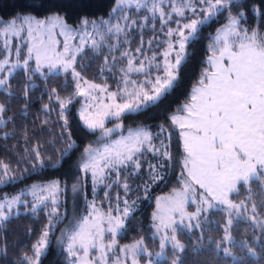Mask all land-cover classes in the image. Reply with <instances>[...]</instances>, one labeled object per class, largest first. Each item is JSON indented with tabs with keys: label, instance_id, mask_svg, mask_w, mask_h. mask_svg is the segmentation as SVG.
I'll return each mask as SVG.
<instances>
[{
	"label": "snow or ice",
	"instance_id": "obj_1",
	"mask_svg": "<svg viewBox=\"0 0 264 264\" xmlns=\"http://www.w3.org/2000/svg\"><path fill=\"white\" fill-rule=\"evenodd\" d=\"M46 3L48 0H14L13 7L18 11L0 31L4 37L0 48V125L10 121L15 126L14 117L7 114L16 69L24 71L26 106L29 92L36 87L34 76L47 81L50 75L63 73L67 81L63 91L72 90L64 96L60 88H51L47 92L49 102L41 109L49 116L55 111L54 104L58 105L62 124L53 122L51 139L35 146L30 144L35 133L21 126L24 150L13 151L20 156L17 165H31L33 173L46 167L42 148L60 143L66 145L62 157L71 159L77 150L79 156L71 182H34L27 192L0 195V221H7L14 212L19 215L20 208L33 214L42 205L50 209L31 249L22 250L24 254L9 264H43L46 250L54 252L51 238L57 222L66 217V212L59 214V209L61 196L68 191L83 194L85 207L83 214L69 218L56 237L64 264H154V260L167 264L168 252L170 264H182L186 244L178 231L182 228L188 233H203L206 221L214 223L208 221L213 211L227 217L215 241L217 255L237 264L231 229L234 219H243L251 222L255 239L240 242L244 250L240 264H248V257H258L256 264H264V201L253 203L249 209L245 200L233 196L253 181L264 188V0H114L116 7L108 12L107 19L82 16L76 23L61 13V6L51 3L46 7ZM125 5L134 11L126 10ZM118 10L120 16L113 23V13ZM221 16L223 23L209 38L200 76L185 102L166 118L169 123L158 125L157 135L148 125L129 127L126 135L121 131L122 122L106 126V120L122 121L126 115L156 107L170 95L178 86L188 48L203 26H210ZM149 25L152 34L145 48L144 30ZM137 29L140 44L131 51L127 45ZM97 56L104 57L101 74L105 69L115 73L119 64L116 90H110L107 81L97 83L85 78L86 65L81 61ZM77 97L81 98L78 115L83 126L90 133H99L95 141L82 148L67 116L69 105ZM48 122L47 118L43 121ZM173 128L179 129L181 172L172 193L156 199L151 228L159 237V251L154 257L146 237L120 245L118 235L136 211V201L128 199L133 191L129 178L141 171L145 154L152 153L156 162L149 164L148 179L136 191L148 196L150 185L164 179V162L171 161L172 153L163 140L161 146L154 141L164 133L170 139ZM117 132L121 134L113 138ZM10 135L5 132L4 138ZM57 165L63 167V161H57ZM89 177L93 193L98 185H104L107 207L87 199ZM24 178L13 173L10 161L0 159V185ZM117 187L123 189V196L117 191L112 197L111 191ZM26 195L32 200L22 199ZM199 238L203 239L202 235ZM7 248V240H0V253L5 259Z\"/></svg>",
	"mask_w": 264,
	"mask_h": 264
},
{
	"label": "trees",
	"instance_id": "obj_2",
	"mask_svg": "<svg viewBox=\"0 0 264 264\" xmlns=\"http://www.w3.org/2000/svg\"><path fill=\"white\" fill-rule=\"evenodd\" d=\"M51 3L61 6V13L67 15L69 22L76 23L78 18L82 16H87L90 19L108 17L107 14L112 9L114 0H48L46 7L50 6ZM13 4L14 0H0V19L6 20L16 14L18 9L14 8ZM131 11H134V9ZM219 23H223L222 16L217 22H212L210 26L205 25L202 27L195 41L188 48V59L180 70L178 86L170 95L166 96L164 100L154 108L139 114L126 115L122 118V121L110 120L106 123V126L110 127L112 123L118 122H122L124 129L137 125H148L150 129L153 130V134L157 135L158 125L161 122L169 123L166 118L178 106L185 102L191 90V86L200 76L202 68L204 67V61L208 55L206 49L209 38L214 34ZM136 33L138 32L135 31L131 44L128 45L131 51L139 44L140 36ZM144 34L145 37H147L150 32L148 33L145 29ZM109 61H111V58H109ZM81 63L86 65V79L94 80L98 83L104 80L107 81L108 85L112 84L111 86H117L118 69H116L115 73L108 69H105L103 74L100 73V66L104 64L103 56L93 57L90 61L85 59L81 61ZM32 83H34L36 87L32 88L29 92V104L26 106L24 103V71H17L11 78L13 95L9 97V104L11 107L7 115L14 117L15 126H13L10 121L6 122L5 125H0V159L10 161L13 173L16 176H24L25 178L15 183H10L7 186L0 185V195L14 194L34 182L49 181L51 179H59L63 185L66 181L71 182L75 172L74 163L79 156V150L72 153L71 159H65L60 153L65 150L66 145H61L60 143H57L53 147L41 149L46 153L44 158L46 167L36 173L32 172L31 165L25 166L21 164L18 166L16 163V161L20 159V156L17 155L13 149H20V151L24 150L25 137L23 131H21V126H26L30 132L35 133V136L30 140L32 146H35L37 142L43 145L51 139L50 129L52 123L59 121L58 105L54 104L55 111H52L49 116L41 112L44 104L49 102L47 92L50 91L51 88L56 87L61 89V95L66 96L72 90L68 89L67 92L63 91V88L67 86V81H65L63 74H60L58 77L50 75L47 81H44L39 75H36ZM4 95L7 96L8 93H4ZM0 102H2V100H0ZM77 107L78 99H76L73 104L69 105L67 116L70 120L74 137L82 148L88 142L95 141L99 133H90L83 126L77 115ZM46 118L49 122L44 124L43 121H45ZM59 123L62 124V121H59ZM5 132L12 133V135L4 138ZM56 132L59 133V127L56 128ZM161 140L169 145L172 159L171 161L166 160L164 162V179L151 184L150 194L138 199L134 218L128 221L127 228L122 230L118 235V242L120 244L130 243L136 238L144 236L147 238V246L150 250L155 251L159 247L157 239L151 236V216L155 207L154 199L158 195L171 192L173 188L178 186L179 182L177 177L181 172L182 160L180 137L176 130H172L170 139L167 133H165V135L154 142H161ZM49 156H51V159H49ZM57 161H63V167H59ZM53 165H57V167L54 169ZM140 181H142V177L138 175L129 178L130 185L139 184ZM117 191L122 193V190L117 187L111 191V196L115 197L116 194L114 193H117ZM70 192L71 191H68L63 195L66 217L57 222V227L51 238V248L54 249V252L46 250V254L43 257V264H64V255L57 245L56 237L60 234V230L65 228V225L68 224L69 218H71L73 214L79 215L84 212V197L82 199L80 195L75 201V198L73 199ZM104 194L105 191L100 194L99 197L95 198L97 199L96 201L101 202L102 205L108 203ZM92 195L91 185L88 181L86 189L87 199H90ZM135 195L136 192L133 190L128 197L130 198V196ZM233 196L237 200H245L246 206L250 209L253 203L259 204L261 201H264V188L261 187L259 181H253L248 186H241L239 193L233 194ZM73 200L75 208L71 210V201ZM47 212L48 211L44 208H40L35 214L20 212L19 215L15 214L9 217L7 221L0 222V240H7L8 244L6 259L3 254L0 253V264H9L17 255L24 254L22 250L31 249L32 244L40 235L41 229L47 222ZM225 218V213L213 211L208 217V221H213L214 223L206 221L203 233H188L183 229L178 231L179 238L186 244V249L182 254V264H232L231 258H225L222 255L218 256L215 249V241L222 232L220 226L224 224ZM262 219H264V217H262ZM231 234L236 241V245L232 249L233 255L237 258V264H240L244 252L239 246L240 242L244 241L246 238L255 239L252 235L251 222L243 219H234ZM201 235L203 239L199 238ZM257 259L258 257H248V264H256ZM170 261L171 253L168 252L167 264H170ZM154 264H165V261L156 260Z\"/></svg>",
	"mask_w": 264,
	"mask_h": 264
},
{
	"label": "rangeland",
	"instance_id": "obj_3",
	"mask_svg": "<svg viewBox=\"0 0 264 264\" xmlns=\"http://www.w3.org/2000/svg\"><path fill=\"white\" fill-rule=\"evenodd\" d=\"M114 7H116L115 3H114V5H113L112 8H114ZM125 9L128 10V11H131V10H132V9H127V6H126V5H125ZM119 16H120V12H119V10H118L117 12L113 13V20H112V22L115 23V22H116V19H115V18H118ZM100 18L107 19L108 17H98L97 19H100ZM9 20H10V18H9V19H6V20H2V19H0V31L3 30V26H4L6 23H8ZM155 27H156V29L158 30V29H159V24H156ZM146 30H147L148 33L150 32V34H149V36H147V37H145V34H146V33L144 34V47H145V48L148 47V45H147V40L151 37V34H152V26L149 25V27L146 28ZM136 31L139 32L138 29H137ZM134 33H135V32H134ZM10 38H11V37H10ZM60 39L63 40V37H60ZM3 41H4V37H3V36H0V48L3 47ZM139 44H140V38H139ZM139 44H138V45H139ZM127 47H128V45H127ZM136 47H137V46H136ZM136 47H134L133 51L135 50ZM154 47H155V45H154ZM149 54H150V53H149ZM116 56H117V60H119V53H117ZM13 58H14V57H13ZM161 59H162V58H161ZM111 62H112V61H109V63H111ZM117 69L119 70V64H117ZM19 70H23V69H21V68L16 69L15 72H14V74H15L17 71H19ZM14 74H13V75H14ZM61 74H63V73H61ZM103 82H105V81L103 80V81H101L100 83H103ZM97 83H98V82H97ZM111 85H112V84H111ZM111 85H108V86H109V89H110V90H116L117 86L114 87V86H111ZM77 99H78V107H77V115H78V109H79L80 106H81L79 101H80L81 98L77 97ZM78 117H79V115H78ZM79 119H80V118H79ZM80 121H81V120H80ZM108 121H110V120H106L105 123H107ZM114 125H115V123H114V124L112 123V125H111L110 127H112V126H114ZM138 126H140V125H137V126H134V127H131V128H135V127H138ZM127 130H128V128H125V129L123 128L121 131L123 132V134L126 135V134H127ZM173 130H176V131L178 132V134H179V129H178V128H173ZM120 134H121L120 132H117L116 134L113 135V138L118 137ZM164 135H165V133H164ZM167 135H168V133H167ZM154 143H155L157 146H161V142H160V141H156V142H154ZM95 146H96V145H95ZM155 162H156V158L152 155V153H146V154H145L143 167H142L141 171L137 174L138 176H141V177H142V181L148 179V168H149V164H151V163H155ZM125 174H126V173H125ZM132 177H134V176H132ZM88 181H89V183H90V185H91V189H92V184H91V179H90V177H89V180H88ZM142 181H140L139 184L130 185V187L132 188V190H134V191L136 192V195H135V196H130V198L128 197V199H129L130 201H136L135 207L137 206V201H138V199H139L140 197H142V196H145L144 193H143V191H140V192H137V191H136V189L138 188V186L141 185ZM43 182H47V181H43ZM128 182H129V181H128ZM30 186H31V185H29V186H27V187H25V188H23V189H21V190H25V192H27V188L30 187ZM120 189L122 190L121 195L123 196V189H122V188H120ZM21 190L18 191L17 193L10 194V195H19L20 192H21ZM103 190L106 191L104 185H98V186L96 187V192L93 193V191H92L93 195H92V197H91L90 199H88V200H93V199H94V200H95V203H96L97 206L102 205V203L99 202V201H96L97 199H95V198H96V197H99L100 194L104 193ZM102 191H103V192H102ZM171 193H172V191L169 192V193H167V194H161V195L156 196L155 199H154V205H155V203H156V199H157L158 197H165V196L170 195ZM70 194H71V196H73V199L75 198V201H76V198H77V197H80V195H81L82 199H83V197H84L83 194H73L72 192H70ZM114 194H117V193H114ZM77 195H78V196H77ZM104 196H105V194H104ZM104 196L102 195L103 199H104ZM115 196H116V195H115ZM113 197H114V196H113ZM22 199H27L28 201H31V200H32V197H31L30 195H26V196H22ZM84 203H85V199H84ZM73 204H75V203H74V200L71 201V210L75 208ZM107 204H108V203H107ZM107 204H105L104 206L107 207ZM113 206H115V201H114V200H113ZM189 207H191V206H189ZM40 208H44V206L42 205ZM44 209H45V208H44ZM38 210H39V209H38ZM45 210L49 211L50 209H45ZM19 211H20V212H25V210H24L23 208H20ZM154 211H155V207H154L153 212H154ZM64 212H65V207H64V201H63V195H62V196H61V208L59 209V214H63ZM153 212H152V213H153ZM13 215H15V212H14ZM72 216H73V215H72ZM226 219H227V217L225 218V220H226ZM0 222H2V221H0ZM58 222H59V221H58ZM181 229H182V228H181ZM59 235H60V234H59ZM59 235H58V236H59ZM151 236H152L153 238L157 239V241H158V246H159V237L154 235V230H153V229H152V231H151ZM119 244H120V243H119ZM126 244H127V243H126ZM120 245H123V243H121ZM151 251H152V250H151ZM157 251H159V247H158L157 250L152 251L154 257H155V253H156ZM154 261H156V260H154Z\"/></svg>",
	"mask_w": 264,
	"mask_h": 264
}]
</instances>
